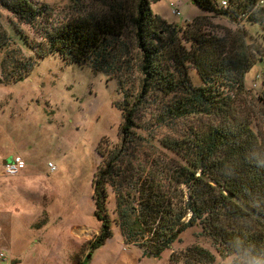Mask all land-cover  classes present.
<instances>
[{"label":"trees","instance_id":"16d2710c","mask_svg":"<svg viewBox=\"0 0 264 264\" xmlns=\"http://www.w3.org/2000/svg\"><path fill=\"white\" fill-rule=\"evenodd\" d=\"M158 1L113 0L104 4V12L76 8L72 18L49 25L48 6L0 0L17 24L30 27L40 39L33 45L21 36L34 52V58L23 61L13 37L0 28V83L21 81L36 60L51 54L109 77L120 76L122 98L114 103L122 117L120 144L97 153L91 199L101 228L88 244L87 260L111 238L115 224L124 245L137 248L144 258L161 259L181 234L199 226L222 259L264 264V144L241 103L246 74L264 63V51L247 43L244 26L264 30V0H190L208 14L241 26L221 35L205 17L183 31L166 23L151 12L150 5ZM188 65L201 85L191 83ZM134 72L140 75L136 93L127 81ZM262 81L264 88V72ZM171 95L176 97L165 102ZM257 101L264 105V91ZM152 104L155 126L175 128L180 136L159 140L178 158L171 164L135 157L140 144H147L134 132L136 120L140 109ZM143 126L146 132L149 127ZM109 193L114 195L111 223ZM168 262L217 264L215 256L198 245L171 253Z\"/></svg>","mask_w":264,"mask_h":264},{"label":"rangeland","instance_id":"374dc122","mask_svg":"<svg viewBox=\"0 0 264 264\" xmlns=\"http://www.w3.org/2000/svg\"><path fill=\"white\" fill-rule=\"evenodd\" d=\"M31 1L50 8V25L72 18L76 8L86 12H104L107 10L104 4L113 0H79L78 4L74 0ZM150 9L153 15L181 31L196 18L203 17L219 35L241 27L224 17L208 14L190 0H160L152 3ZM46 25L44 23L43 26ZM0 28L13 37L23 61L34 58V52L23 44L21 36L33 45V40L40 39L30 27L17 24L2 7ZM244 28L247 43L264 51V30ZM181 44L190 49L185 41ZM3 58L4 52L0 51V64ZM39 60L21 81L0 83V230L5 236L2 242L6 246H0V254L4 256L0 258V264H11L13 255L20 262L15 261L14 264H75L78 258L85 264L87 245L99 236L101 228L93 215L91 199L92 180L99 164L97 153H105L120 144L122 117L114 106L122 98L117 85L120 76L109 77L95 72L90 65L69 64L53 54ZM263 72L264 63L259 62L246 74L245 95L241 103L252 120L254 133L264 144V105L257 101L264 91ZM187 75L193 85H201L190 65L187 66ZM139 79V73L134 72L127 80L134 93ZM175 97L171 95L164 101ZM153 107L154 104L146 105L147 109L139 111L140 118L136 120L134 132L143 136L147 144H140L135 157L141 161L145 157L148 162L156 161L160 165L171 164L178 158L163 149L159 140L180 136L175 128L155 126L151 119ZM144 124L149 127L146 132L141 130L146 127ZM11 156L25 160V169L16 176H6L2 172V162ZM48 163L54 170L48 169ZM107 201L111 223L114 219L112 193H109ZM30 221L32 226L37 223L34 227L37 230L29 228ZM10 229V237L15 240L7 237ZM110 231L111 239L92 252L89 264H113L115 260H121L117 264H171L168 262L171 253L193 245L211 252L217 264H231L234 259L232 256L222 259L210 240L201 235L199 226L181 234L180 240L159 260L140 259L142 255L137 248L122 245L121 234L115 224L111 225ZM124 254L126 256L122 259Z\"/></svg>","mask_w":264,"mask_h":264},{"label":"built area","instance_id":"2783aa9c","mask_svg":"<svg viewBox=\"0 0 264 264\" xmlns=\"http://www.w3.org/2000/svg\"><path fill=\"white\" fill-rule=\"evenodd\" d=\"M223 5H225V3H223ZM173 14L175 15H179V13L177 11H173ZM11 160L10 162H8L7 164L2 165V172L6 175V176H16L18 174L21 173V171L25 168V162L23 161V159L20 156H12L10 157ZM48 169H51L52 164L49 163L47 165ZM2 257V255L0 256V258Z\"/></svg>","mask_w":264,"mask_h":264},{"label":"crops","instance_id":"0c3cea01","mask_svg":"<svg viewBox=\"0 0 264 264\" xmlns=\"http://www.w3.org/2000/svg\"><path fill=\"white\" fill-rule=\"evenodd\" d=\"M11 157H12V156H11ZM9 158H10V157H9ZM24 161H25V160H24ZM31 222H32V221H30V222L28 223V226H29V228H30L31 230H33V229H35L34 227H35V225H36L37 223H36L35 225L32 226ZM35 230H37V229H35ZM38 231H39V233L41 232L40 229H39ZM42 231H43V230H42ZM1 233H2V232H1V230H0V246H4V247H6V246L3 244V242H2V240H3V238H4L5 236H3V234H1ZM8 234H9V235H8L7 237L9 238V240H10V239H14V238H11V237H10L11 229L8 231ZM33 238H34V237H33ZM110 239H111V238H110ZM110 239L106 240L102 245H104V244H105L107 241H109ZM14 240H15V239H14ZM33 240H34V239H33ZM35 240H36V239H35ZM37 240H39V239H37ZM30 241L32 242V239H30L29 242H30ZM121 243H122V245H123V240H122V238H121ZM78 245H79V242H78ZM87 246H88V245H87ZM123 246L125 247V245H123ZM100 247H101V246H100ZM127 247H130V246H127ZM124 249H126V248H123V250H124ZM128 249H129V248H128ZM8 250H9V249H8ZM9 251H10V250H9ZM93 251H94V250H93ZM93 251H92V252H93ZM87 252H89V247H88V251H87ZM92 252L89 254L90 258H89L88 260H85V264H89V263H90V260H91L92 254H93ZM139 252H140V251H139ZM87 254H88V253H86L85 256H86ZM1 255H2L1 258L3 259L4 256H3V254H0V256H1ZM85 256H84V259H86ZM125 256H126V255L124 254L123 256H121V258L124 259ZM140 256H141V254H140ZM10 258H11V257H10ZM143 258H144V257L141 256L140 259H143ZM149 259H151V258H149ZM10 261H11L12 263H14L15 261H18V263H20L18 257H16L15 255H13L12 260L10 259ZM120 261H121V260H120ZM120 261L118 260V261L116 262V260H115V261L113 262V264H117V263L120 262ZM83 262H84V260H83V261H80L79 258H78V259H76V262H74V263H75V264H83ZM115 262H116V263H115ZM12 263H11V264H12Z\"/></svg>","mask_w":264,"mask_h":264},{"label":"water","instance_id":"95a60500","mask_svg":"<svg viewBox=\"0 0 264 264\" xmlns=\"http://www.w3.org/2000/svg\"><path fill=\"white\" fill-rule=\"evenodd\" d=\"M10 160H11V158H8V159L4 160V161L2 162V165L7 164L8 162H10Z\"/></svg>","mask_w":264,"mask_h":264},{"label":"bare ground","instance_id":"6f19581e","mask_svg":"<svg viewBox=\"0 0 264 264\" xmlns=\"http://www.w3.org/2000/svg\"><path fill=\"white\" fill-rule=\"evenodd\" d=\"M23 161H24V160H23ZM48 164H49V163H48ZM48 164H47V165H48ZM25 167H26V165H25ZM24 169H25V168H24ZM24 169H23V170H24ZM23 170H22V171H23Z\"/></svg>","mask_w":264,"mask_h":264}]
</instances>
